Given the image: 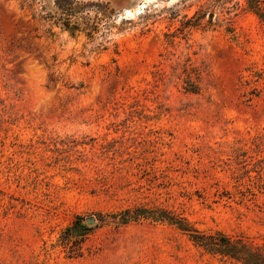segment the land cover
I'll return each instance as SVG.
<instances>
[{
    "label": "rangeland",
    "instance_id": "374dc122",
    "mask_svg": "<svg viewBox=\"0 0 264 264\" xmlns=\"http://www.w3.org/2000/svg\"><path fill=\"white\" fill-rule=\"evenodd\" d=\"M80 1L111 9L80 14L93 40L54 0H0V264H229L166 220L114 217L137 207L263 243L264 26L246 0Z\"/></svg>",
    "mask_w": 264,
    "mask_h": 264
},
{
    "label": "trees",
    "instance_id": "16d2710c",
    "mask_svg": "<svg viewBox=\"0 0 264 264\" xmlns=\"http://www.w3.org/2000/svg\"><path fill=\"white\" fill-rule=\"evenodd\" d=\"M55 6L60 11L58 22L70 35L83 33L87 39L93 40L96 33L94 25L90 23L89 17L80 14L90 5H98L101 11L110 12L107 3L90 4L80 0H54ZM90 4V5H89ZM248 10L253 12L264 26V1L246 0ZM79 31V32H77ZM82 31V32H80ZM186 89L190 92H198V86L192 82H186ZM118 215V216H117ZM120 222L138 220L140 217L151 220H166L183 231L188 239L205 253L217 257L220 261L229 264H264V242L253 244L244 240L241 236H230L219 231L203 232L192 226L184 217L178 216L166 209L137 207L125 209L118 214ZM74 226H70L60 236L61 244L68 245L70 235L74 232Z\"/></svg>",
    "mask_w": 264,
    "mask_h": 264
},
{
    "label": "water",
    "instance_id": "95a60500",
    "mask_svg": "<svg viewBox=\"0 0 264 264\" xmlns=\"http://www.w3.org/2000/svg\"><path fill=\"white\" fill-rule=\"evenodd\" d=\"M93 220L92 219H89L88 222L91 223Z\"/></svg>",
    "mask_w": 264,
    "mask_h": 264
}]
</instances>
